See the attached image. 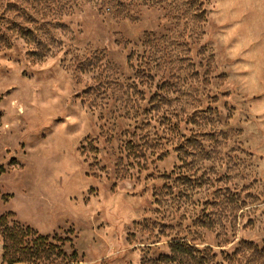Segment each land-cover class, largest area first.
Returning <instances> with one entry per match:
<instances>
[{
  "label": "rangeland",
  "instance_id": "374dc122",
  "mask_svg": "<svg viewBox=\"0 0 264 264\" xmlns=\"http://www.w3.org/2000/svg\"><path fill=\"white\" fill-rule=\"evenodd\" d=\"M0 172V264H264V0H0Z\"/></svg>",
  "mask_w": 264,
  "mask_h": 264
},
{
  "label": "trees",
  "instance_id": "16d2710c",
  "mask_svg": "<svg viewBox=\"0 0 264 264\" xmlns=\"http://www.w3.org/2000/svg\"><path fill=\"white\" fill-rule=\"evenodd\" d=\"M1 173V172H0ZM4 217H1L0 220H4ZM30 232V229H26L24 230L23 228H19V229H7V239L9 241V244L7 246V251H8V256L7 258V263L8 264H15L18 262H24L25 261V257L28 255V251L26 252V249H21V243L23 241V238L25 236L28 235V233ZM46 241H48L47 237H41L39 236L36 239V243L37 245H39L40 247L44 246ZM46 249H42L41 253H48V255L50 256L51 254H53V257L57 256V257H66V253L59 248V246L55 245V244H50L48 246H46ZM40 252L37 251V256L41 255L39 254ZM31 256H36V255H31ZM77 253L74 251L71 255L72 260L68 261L67 264H77V260L76 257Z\"/></svg>",
  "mask_w": 264,
  "mask_h": 264
}]
</instances>
